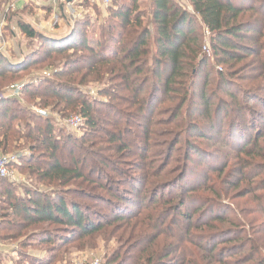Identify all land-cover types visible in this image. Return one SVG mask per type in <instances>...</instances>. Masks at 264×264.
<instances>
[{
    "label": "trees",
    "instance_id": "1",
    "mask_svg": "<svg viewBox=\"0 0 264 264\" xmlns=\"http://www.w3.org/2000/svg\"><path fill=\"white\" fill-rule=\"evenodd\" d=\"M13 1L0 16L27 47L14 64L0 55V154L25 151L10 168L31 184L0 180L15 263L101 242L114 246L103 264H264V0H114L99 24L63 18L59 38ZM32 107L79 116L82 133Z\"/></svg>",
    "mask_w": 264,
    "mask_h": 264
},
{
    "label": "rangeland",
    "instance_id": "2",
    "mask_svg": "<svg viewBox=\"0 0 264 264\" xmlns=\"http://www.w3.org/2000/svg\"><path fill=\"white\" fill-rule=\"evenodd\" d=\"M139 1V5H140V10L144 11L146 4H147V0H138ZM179 1V0H178ZM27 3V2H26ZM74 3V4H73ZM71 6H67L66 4V0H55L54 5H50V10H47L46 8H44V13H42V17L40 19L41 25L45 26V29H50L53 31H57L60 30V36H62V34L64 35L67 32V27L65 25L64 19L66 18L68 20L69 23H73L74 21H77L79 19H82L83 17H88L92 20V22H96L97 20V24H99L98 22H100L99 20L102 21V19L107 18L109 16V9L105 8L99 4L93 3L89 0H78L77 2H73ZM30 6V3H27ZM46 9V10H45ZM29 15L33 17V10L30 8L29 9ZM1 20V18H0ZM7 23V21H5V24ZM8 27V26H7ZM6 28V27H5ZM4 28V31H6V29ZM65 30V31H64ZM43 31V30H41ZM64 31V32H63ZM4 40L8 39L11 41V37H10V32H4ZM55 36V35H53ZM57 38H59V36H55ZM7 41V40H6ZM15 44L20 43L21 44V48L23 50H26V45H27V41L25 40H19L18 42H14ZM19 46V45H17ZM208 46V50L203 51L201 49V53L202 54H206L208 56H210L208 54L209 50V44H207ZM8 50V48H7ZM6 49L4 51V54L6 56H9L8 59L11 61V64L15 63V59L14 56H10V51L8 52ZM19 50V47H18ZM12 57V58H11ZM208 68L210 69L213 66V62L212 60H210L208 62ZM217 68V67H216ZM215 68V69H216ZM208 69V70H209ZM214 71V69H213ZM44 73H50V71H44ZM43 73V75H44ZM98 87V85L95 84H91L88 85L86 87H84L82 89V92L88 94L91 97H95V90ZM96 98V97H95ZM22 102V99H21ZM31 110L38 115L37 112L40 111L39 116L42 118H51L54 122V125L56 128L58 129H62L64 130L66 133H70V134H74V135H79L82 133V128L78 129L77 131H73L67 127H65V125L63 124V121L66 120L69 117H63L58 115L55 112H51L50 109H39V108H34L32 107ZM75 116V115H72ZM70 116V117H72ZM23 153H25V151H18L16 154L14 153H8V154H3L5 156H10V157H14L17 156V158L19 159ZM26 154V153H25ZM2 155V154H0ZM17 159V161H18ZM17 161H12L9 165H8V171L10 174L9 178H6L5 180L15 184V185H25V186H30V182L26 179V176L16 172L15 170H12L10 167L16 165L18 162ZM198 170H202V167H199ZM33 186V185H32ZM225 201L226 204H228L229 202L231 203H235V204H243V201L240 202V200L232 197L231 195L226 197V200L223 199ZM21 241H23V239H18V240H3L0 238V264H16L15 262L17 260H19L18 258V253H19V249H20V244ZM113 243H111L110 248H113ZM109 248V249H110ZM108 248H106V245H104L103 243H99L98 248L94 249L93 251H87V252H80V253H76V254H72L69 257H67L66 260H64L62 263L59 264H92L93 261H98L100 264H103V257L107 254V252H109ZM26 256L29 258H37V259H43L45 257V250H37V249H28L26 252Z\"/></svg>",
    "mask_w": 264,
    "mask_h": 264
},
{
    "label": "built area",
    "instance_id": "3",
    "mask_svg": "<svg viewBox=\"0 0 264 264\" xmlns=\"http://www.w3.org/2000/svg\"><path fill=\"white\" fill-rule=\"evenodd\" d=\"M34 1V0H32ZM93 3L99 4L103 7H109L112 5L114 0H89ZM55 2V0H53V3ZM185 0H181L182 4L184 3ZM67 4V3H66ZM69 5V4H67ZM13 8V6H12ZM6 24H5V18H1L0 20V55H4V51L6 49V44H5V40H4V28H5ZM204 44L202 47L203 51L208 50V46H207V41L209 40V31L207 29H204ZM44 76H48V73H44ZM23 88V84H14L9 86L8 89L5 90V98H16L18 97L19 93L22 91ZM36 113V112H35ZM38 115L40 114V111L37 112ZM63 124L65 125V127L73 130V131H77L78 129H80L83 125V121L79 116H72L67 118L66 120L63 121ZM17 156H12V157H8L5 155H0V180L2 179H6L10 177L9 171H8V165L12 162V161H17ZM18 162V161H17ZM92 264H100L98 261H93Z\"/></svg>",
    "mask_w": 264,
    "mask_h": 264
},
{
    "label": "crops",
    "instance_id": "4",
    "mask_svg": "<svg viewBox=\"0 0 264 264\" xmlns=\"http://www.w3.org/2000/svg\"><path fill=\"white\" fill-rule=\"evenodd\" d=\"M78 0H73L71 3H69V5L67 6H71L73 5L74 3L73 2H77ZM30 3V7L29 9L31 8L33 10V17L29 15V9L27 11H25V13L23 14V18L29 23L31 24L34 28H36V30L40 31V32H46L47 34H51V35H55V36H60V33L59 31L60 30H57V31H53V30H50V29H45V26L44 25H41L43 23H41L40 19L42 16V13H44V8H46L47 10H49L51 7L49 4L51 5H54L53 3V0H14L12 2V6H13V10H17V11H23V7L25 5H28L27 3ZM67 3V2H66ZM73 3V4H72ZM68 4V3H67ZM45 9V10H46ZM0 18H3L4 17H1ZM6 21V19H5ZM7 26L10 27V29H7ZM6 31L4 32H7L9 31L10 32V37H11V41L6 39L5 40V44H6V50L8 48V50L10 51V56H14L13 59H15L14 61L15 62H19L21 59V54L18 50V46L17 44H15L14 42H18L19 40H22L20 35L18 34V32L13 29L11 27L10 24H8V22L6 23ZM43 30V31H41ZM65 31V30H64ZM63 31V32H64ZM63 35V34H62ZM7 50V51H8ZM8 51V52H9ZM3 57L6 58L7 61L11 62L8 57L9 56H6L5 54L3 55ZM12 58V57H11Z\"/></svg>",
    "mask_w": 264,
    "mask_h": 264
},
{
    "label": "water",
    "instance_id": "5",
    "mask_svg": "<svg viewBox=\"0 0 264 264\" xmlns=\"http://www.w3.org/2000/svg\"><path fill=\"white\" fill-rule=\"evenodd\" d=\"M73 0H66V2L69 4V3H71Z\"/></svg>",
    "mask_w": 264,
    "mask_h": 264
}]
</instances>
